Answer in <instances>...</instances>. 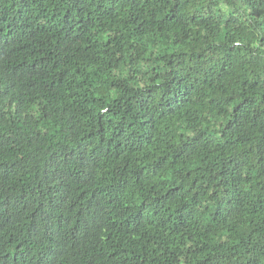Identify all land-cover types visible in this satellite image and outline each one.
Here are the masks:
<instances>
[{
	"label": "trees",
	"instance_id": "obj_1",
	"mask_svg": "<svg viewBox=\"0 0 264 264\" xmlns=\"http://www.w3.org/2000/svg\"><path fill=\"white\" fill-rule=\"evenodd\" d=\"M0 264H264V0H0Z\"/></svg>",
	"mask_w": 264,
	"mask_h": 264
}]
</instances>
